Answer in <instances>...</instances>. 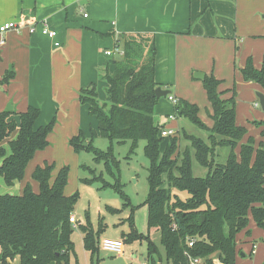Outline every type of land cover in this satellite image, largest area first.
Instances as JSON below:
<instances>
[{
  "label": "trees",
  "instance_id": "trees-1",
  "mask_svg": "<svg viewBox=\"0 0 264 264\" xmlns=\"http://www.w3.org/2000/svg\"><path fill=\"white\" fill-rule=\"evenodd\" d=\"M119 47L122 58H112L99 72L100 79L107 83L105 100H99L94 82L79 92L80 102L97 119V128L92 127L89 136L80 130L69 140L76 152H93L95 161L103 162L116 181H106L103 173L85 181H102L124 195L114 170L118 160L112 145L102 150L91 141L101 135L111 144L130 140L135 148L140 140H145L144 151L149 159L148 226L159 234L160 242L158 245L149 234L138 231L133 208L123 220L130 227L123 234L125 241L146 240L149 264H188L187 254L201 258L203 264H236V236L247 229L250 215L264 228V119L254 121L260 127L261 139L256 141L249 135L245 140L248 128L237 122L236 88L224 98V91L219 88L222 80L206 74L202 81L213 110V125L201 119L198 104L184 98L174 103V114L207 130L208 140L184 131L182 136L190 144L183 151L177 133L167 137L162 147L166 137L161 130L167 123L161 125L155 119L160 99L156 88L161 85L156 81V37L149 33H122L116 38V49ZM241 74L245 81L255 82L264 90V65L257 68L251 56ZM15 75L14 68L8 69L0 86L8 84ZM40 115L41 109L32 105L21 112L7 108L0 111V177L9 188L24 179L36 152L50 144L48 136L56 125V117L37 126ZM219 147L229 150L223 162L216 161ZM194 159L208 168L205 176L194 174ZM56 167L55 162H45L34 169L32 178L39 184L38 191L28 182L21 193L0 192L2 264H12L16 257H20L21 264H69L74 246L70 217L80 194L65 193L70 167L61 166L54 174ZM164 176L168 188L164 186ZM180 192L187 193V197L182 198ZM128 204L127 201L125 205ZM79 226L85 245L97 251L98 233L91 225ZM247 233L250 234L249 229ZM191 239L195 242L190 247Z\"/></svg>",
  "mask_w": 264,
  "mask_h": 264
},
{
  "label": "crops",
  "instance_id": "crops-1",
  "mask_svg": "<svg viewBox=\"0 0 264 264\" xmlns=\"http://www.w3.org/2000/svg\"><path fill=\"white\" fill-rule=\"evenodd\" d=\"M9 22L18 27L0 32V41L4 39V44L0 43V79L10 68H14L16 75L0 86V111L9 103L18 112L30 105L39 107L38 124L54 116H71L72 127L60 132L63 146L81 127L88 134L93 126L97 128L98 121L90 115L88 106L80 102L79 92L92 82L107 84L100 80L99 72L112 59L106 51L116 50L119 34H154L156 81L162 88L174 84L173 94L192 103L197 99L183 91L179 81L196 97L205 92L199 89L203 81L194 79L195 72L213 74L222 80L220 90L229 92L231 78H243L241 69L248 57L254 56V65L261 68L264 56V0H0V27ZM44 23L57 31L55 38L42 33ZM33 25L37 27L34 33L29 30ZM252 44L259 48L253 49ZM258 89L264 92L261 86ZM259 103L257 99L255 105ZM54 133L49 134L48 140L55 139ZM47 147L37 151L28 164L26 172L32 170L31 176L43 164V158L52 154L53 149L45 152ZM60 167H56L54 174ZM27 183L22 182V187L19 184V191ZM36 183L32 182V186L38 191ZM66 189L67 186L65 193L70 195ZM155 235V240L150 237L159 245L160 236ZM123 241L121 253L104 250L101 242L98 250L93 251L85 245L83 233L80 245L72 249L76 260L70 252L69 264H81L80 251L84 264H137L147 260L148 243L147 248L139 251L135 243L142 240L126 242L123 237ZM253 252L255 248H251ZM241 255L247 256L242 252ZM105 256L112 258L104 259ZM12 264H21L20 257Z\"/></svg>",
  "mask_w": 264,
  "mask_h": 264
},
{
  "label": "rangeland",
  "instance_id": "rangeland-1",
  "mask_svg": "<svg viewBox=\"0 0 264 264\" xmlns=\"http://www.w3.org/2000/svg\"><path fill=\"white\" fill-rule=\"evenodd\" d=\"M252 48H259V46L253 45ZM262 48V47H260ZM115 50V49H114ZM122 48L119 47L116 49L115 55L112 57L116 60L122 58L121 53ZM254 60V56H252ZM262 66L264 65V56H262ZM100 78V75H99ZM195 80L199 81L200 79ZM101 80V79H100ZM201 81V80H200ZM165 85V84H164ZM173 86L165 85L166 90H170L169 95H173L175 92V85ZM180 87L183 91L187 92L192 98L197 99V104L200 108L199 115L201 119L209 126L213 125V118L211 116L213 110L211 104L209 103L208 96L204 85H200L199 89L204 90V94H197L196 97L193 96L192 90L186 84H183L179 81ZM232 85V86H231ZM231 87L230 91L226 90L222 95L224 98H228L233 94L232 89L235 87L237 91V122L241 125H244L248 128V134L245 137V140L249 135H252L256 141L261 139L260 127L255 124L254 121H261L264 119V110L262 109L260 103L258 106L255 105V101L258 99L257 92L259 90V84L251 81H245L243 78L239 79V76L234 75L231 78ZM97 90L99 92V100L103 102L106 98L107 84L97 83ZM161 86V85H160ZM257 86V89L255 87ZM179 88V87H178ZM195 90V88H193ZM101 96V97H100ZM104 97V98H103ZM179 99V98H177ZM190 100L188 98H184ZM239 100V102H238ZM172 115L169 117L168 115ZM174 102L169 99L168 96L160 97L157 104V112L155 114L156 122L159 124L167 123V125L176 127L177 134L180 136V150L183 151L184 148L190 144L182 136V132L186 131L187 133L201 136L204 139L208 140V131L201 129L196 124H194L190 119L186 117H174ZM55 117V116H54ZM174 117V119H172ZM52 119V118H51ZM40 120L38 124L46 125L51 121ZM91 122V121H90ZM89 122V123H90ZM73 119L71 116H65L63 118L56 117V125L52 132H55V139L49 140L50 145L47 147V151H52L47 157L43 158V164L45 162H55L56 165L64 166L67 165L70 167L69 180L67 185V192L72 194L76 191H79L80 197L75 206L74 215H76L79 224L91 225L94 232L99 235L100 242L104 238H118L123 240V233L129 231V225L127 222L122 223L131 213V209H134V223L139 232L144 235L150 234V236L155 240L156 231L155 229H149L148 226V214L149 207L146 204V199L149 193V182H148V168H149V159L145 155L144 146L146 141L140 140L138 145L134 148L132 141H127L126 143L118 144L114 142L111 144L108 138H105L101 135H97L92 141L91 144L102 150H107L111 145L113 149V154L118 160V168L114 167V170L117 172V178L122 185L123 193L122 195L117 188L112 185H103L102 181L94 180L91 182H86V178H92L100 173H103V177L106 181L115 183L114 177L107 172L105 164L103 162L97 163L94 159V154L91 151L86 149L76 152L73 147H68L66 145H61L64 143V140L61 139L60 132L68 130L72 127ZM89 124L88 129H90ZM95 127V126H93ZM57 128V129H56ZM89 136L84 128H80ZM89 131V130H88ZM87 131V132H88ZM90 140V139H89ZM168 140L166 137L162 143V147L165 142ZM71 146V145H70ZM46 149V148H45ZM228 148L219 147L216 149V161L223 162L225 161L228 155ZM44 153V152H42ZM41 154V153H40ZM35 164V162L31 163ZM30 164V168H31ZM41 164V165H43ZM91 169H95V172H91ZM193 171L196 176H205L208 173V168L201 166L197 160L194 159L193 162ZM32 170L26 172L25 177L21 181H17L16 185L13 188H9L4 184L3 178L0 177L1 188L0 192H14L21 193V188L19 184L22 182H29L32 184L36 181L31 176ZM166 182L165 187L168 188L167 177L164 176ZM20 182V183H19ZM37 184V183H36ZM39 189V184H37ZM180 196L187 197V193L180 192ZM128 201V205L125 203ZM115 208L118 211H111L109 208ZM75 227L72 232V240L74 241V246L80 245L83 240V230L79 226ZM250 230V234L247 233V230ZM158 234V233H157ZM157 241V240H156ZM159 242V241H158ZM135 245L140 248L139 251H142L144 248H147V241H137ZM251 248H255V252L251 253ZM73 256L76 260V254L71 250ZM242 253H246L247 256H242ZM79 261L81 264H84L83 251H80ZM17 258V257H16ZM15 258V259H16ZM112 257L105 256L104 259H111ZM145 262V259H142ZM236 264H264V228H261L257 225L254 218L250 215V221L247 229L241 230L236 236Z\"/></svg>",
  "mask_w": 264,
  "mask_h": 264
},
{
  "label": "built area",
  "instance_id": "built-area-1",
  "mask_svg": "<svg viewBox=\"0 0 264 264\" xmlns=\"http://www.w3.org/2000/svg\"><path fill=\"white\" fill-rule=\"evenodd\" d=\"M85 16H87V14H85ZM18 25L14 22H9V23H6L4 25H2L0 27V32H5L11 28H17ZM29 30L30 32L34 33L37 31V27L35 25L33 26H30L29 27ZM42 33L51 37V38H55L56 35H57V31L54 30V29H51L49 28V26L44 23L43 24V27H42ZM1 44H4V39H1L0 41ZM56 45L59 46L60 43L59 42H56ZM116 53V50H107L106 51V54L108 56H114ZM169 96V99L171 101H173L174 103H176L178 101L177 97L176 96H173V95H168ZM174 117H175V114H174ZM177 133V130L176 128L174 127H164L162 130H161V135L164 136V137H169V136H172L174 134ZM70 221L73 223L74 226H77V217L76 215L74 214H71V217H70ZM194 242H195V239H191L189 241V246H193L194 245ZM101 247L104 249V250H107V251H110V252H115V253H121L123 251V248H124V241L122 239H117V238H104L101 242ZM188 256V264H203L202 263V259L201 258H198V257H194L190 254H187ZM137 264H149L148 261L146 260L145 262H139Z\"/></svg>",
  "mask_w": 264,
  "mask_h": 264
},
{
  "label": "water",
  "instance_id": "water-1",
  "mask_svg": "<svg viewBox=\"0 0 264 264\" xmlns=\"http://www.w3.org/2000/svg\"><path fill=\"white\" fill-rule=\"evenodd\" d=\"M1 59V58H0ZM194 76L196 78H199V79H203L205 77V74L203 72H195ZM156 94L157 96L160 98V97H163V96H168L170 94V90H166L164 88H162V86H158L156 88ZM257 96H258V99H259V102H260V105L262 107V109L264 110V92L262 91H258L257 92ZM7 109L8 110H13L14 109V106L12 103H9L8 106H7ZM204 219V218H203ZM219 255V254H218Z\"/></svg>",
  "mask_w": 264,
  "mask_h": 264
}]
</instances>
